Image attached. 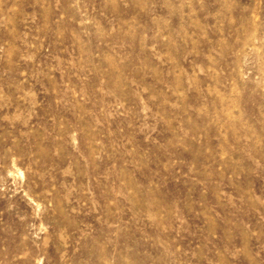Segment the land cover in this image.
Returning <instances> with one entry per match:
<instances>
[{"label":"rangeland","instance_id":"rangeland-1","mask_svg":"<svg viewBox=\"0 0 264 264\" xmlns=\"http://www.w3.org/2000/svg\"><path fill=\"white\" fill-rule=\"evenodd\" d=\"M0 264H264V0H0Z\"/></svg>","mask_w":264,"mask_h":264}]
</instances>
